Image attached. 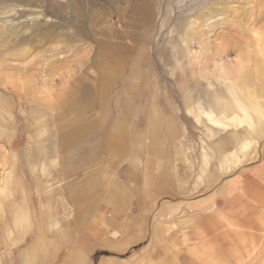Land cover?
<instances>
[{
    "label": "crops",
    "instance_id": "0c3cea01",
    "mask_svg": "<svg viewBox=\"0 0 264 264\" xmlns=\"http://www.w3.org/2000/svg\"><path fill=\"white\" fill-rule=\"evenodd\" d=\"M103 57L57 94L54 123L21 131L0 101L15 159L2 202L31 234L20 264H217L234 228L264 220V119L211 123L169 82Z\"/></svg>",
    "mask_w": 264,
    "mask_h": 264
},
{
    "label": "rangeland",
    "instance_id": "374dc122",
    "mask_svg": "<svg viewBox=\"0 0 264 264\" xmlns=\"http://www.w3.org/2000/svg\"><path fill=\"white\" fill-rule=\"evenodd\" d=\"M111 50L126 76L151 71L178 102L204 104L211 123L239 121L241 109L250 112L242 125L264 119V0H0V101L21 131L54 123L57 94L89 71L96 77ZM6 146L1 138L0 264H20L31 234L2 202L15 177ZM225 243L217 264H264V220L234 228Z\"/></svg>",
    "mask_w": 264,
    "mask_h": 264
},
{
    "label": "bare ground",
    "instance_id": "6f19581e",
    "mask_svg": "<svg viewBox=\"0 0 264 264\" xmlns=\"http://www.w3.org/2000/svg\"><path fill=\"white\" fill-rule=\"evenodd\" d=\"M217 3H219V2H217ZM221 3V2H220ZM224 3V2H223ZM228 3V2H227ZM210 4V3H209ZM215 4V3H214ZM222 4V3H221ZM181 5V4H180ZM218 5V4H217ZM214 6V5H213ZM220 6H218V8H219ZM225 7H226V5H225ZM224 7V8H225ZM185 8V7H184ZM211 8V7H210ZM222 8V7H221ZM224 11H225V9H223ZM212 11V10H211ZM215 12V11H214ZM210 14V13H209ZM258 15V14H257ZM216 18V17H215ZM214 20V19H213ZM246 20V19H245ZM191 27V26H190ZM9 29H7L6 31H8ZM3 31V30H2ZM10 33V32H9ZM186 34V33H185ZM189 34V33H188ZM177 35V34H176ZM180 36V35H179ZM185 36H187V35H185ZM184 37V36H183ZM188 37H189V40H190V35H188ZM185 38V37H184ZM182 40V39H181ZM226 40V39H225ZM184 41V40H183ZM246 41V40H245ZM251 41V40H250ZM185 42H186V40H185ZM185 42H183V43H185ZM209 43V42H208ZM231 52V51H230ZM180 59V58H179ZM169 60V59H168ZM168 62V61H167ZM177 63V62H176ZM250 76V75H249ZM247 78H248V75H247ZM249 80V79H248ZM250 82H252V81H249V83L248 84H250ZM255 84V83H254ZM256 85V84H255ZM252 92V91H251ZM249 94V93H248ZM249 96H251V97H253L252 96V93H251V95H249ZM249 111H247L246 109H241L240 110V116H239V121H238V119H235V120H237L236 121V123L238 122V125L240 124V126L242 125V123L244 122V120H243V118H245V116H248L247 114H249L248 113ZM239 115V114H238ZM245 120H246V118H245ZM245 122H247V121H245ZM235 161H236V159H235ZM235 163V162H234ZM235 165V164H234ZM13 179V178H12ZM6 182V181H5ZM4 186V185H3ZM6 188V187H5ZM5 188H4V190H5ZM2 189V188H1ZM7 189V188H6ZM7 193V192H6ZM21 216H22V214H21ZM18 217V216H17Z\"/></svg>",
    "mask_w": 264,
    "mask_h": 264
}]
</instances>
